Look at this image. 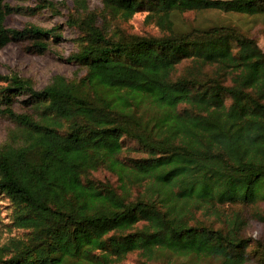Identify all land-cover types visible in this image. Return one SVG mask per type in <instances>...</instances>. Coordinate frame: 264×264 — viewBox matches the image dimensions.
I'll return each instance as SVG.
<instances>
[{
    "label": "trees",
    "instance_id": "1",
    "mask_svg": "<svg viewBox=\"0 0 264 264\" xmlns=\"http://www.w3.org/2000/svg\"><path fill=\"white\" fill-rule=\"evenodd\" d=\"M8 1L0 0V50L32 41L43 53L46 40H60L55 29H8L15 12ZM103 6L125 20L147 12L165 34L111 38L89 15L72 24L80 38L68 61L86 69L80 81L56 76L37 90L17 75L0 76V114L20 129L19 145L0 150V198L27 231L0 247V264H115L131 253L247 264L250 248L264 261V245L244 235L243 213L228 210L253 207L264 224V51L230 24H176L187 13L264 15V0ZM16 104L37 115L17 113ZM201 133L208 144L186 142ZM126 139L146 157L123 160ZM102 169L121 193L92 177Z\"/></svg>",
    "mask_w": 264,
    "mask_h": 264
},
{
    "label": "rangeland",
    "instance_id": "2",
    "mask_svg": "<svg viewBox=\"0 0 264 264\" xmlns=\"http://www.w3.org/2000/svg\"><path fill=\"white\" fill-rule=\"evenodd\" d=\"M15 12L6 19L8 29L23 30L28 26H35L43 30L55 29L60 40H46L48 48L43 53H38L32 41L13 42L0 50V76H19L31 81L37 90L48 86L54 77L63 76L68 81H80L86 75V69L76 63L68 61V58L76 52L77 41L80 32L73 23L94 15L97 25L100 26L108 37L121 38L129 36L161 37L165 33L154 22L147 20V12H138L131 19L125 20L120 17L114 18L103 6V0H10L7 2ZM176 24L180 28L189 26H211L214 24H230L237 27L247 36L255 38L259 47L264 51V15L248 17L238 14H220L215 12L187 13L178 17ZM187 64L178 66L174 78L181 76ZM4 86L0 82V87ZM2 108H0L1 111ZM17 113L37 115L32 107L16 104ZM213 121L220 129L224 126L221 118ZM20 129L13 121L0 114V150L9 145H19L15 137ZM197 139L191 136L185 137L186 142H201L205 145L211 140L210 135L200 134ZM199 139V140H198ZM146 153L131 139H126L125 150L122 159L145 158ZM92 177L104 185L112 187L121 193L120 182L117 177L102 169L92 174ZM142 188L132 190L133 198L138 196ZM264 212V203L258 207ZM228 210L241 211L247 220L244 235L255 242L264 245V224L252 217L256 210L253 207H234ZM219 227V224L216 225ZM27 231L17 228L14 224V208L11 201L6 197L0 198V247L7 244L11 239L26 238ZM249 262L247 264H264L258 257L251 254L261 250L249 249ZM115 264H221L217 259L176 258L168 256L159 261H146L139 253H131L125 259Z\"/></svg>",
    "mask_w": 264,
    "mask_h": 264
}]
</instances>
